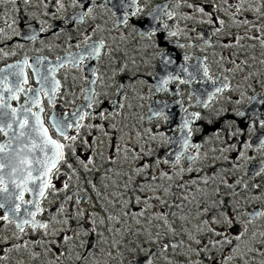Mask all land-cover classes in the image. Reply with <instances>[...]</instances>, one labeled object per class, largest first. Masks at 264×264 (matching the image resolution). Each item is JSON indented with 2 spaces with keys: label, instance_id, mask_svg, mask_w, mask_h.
Here are the masks:
<instances>
[{
  "label": "snow or ice",
  "instance_id": "1",
  "mask_svg": "<svg viewBox=\"0 0 264 264\" xmlns=\"http://www.w3.org/2000/svg\"><path fill=\"white\" fill-rule=\"evenodd\" d=\"M110 2L111 0H103V2L71 0L70 6L78 11L71 16L63 17L64 23L83 24L95 20L97 9L112 12L113 16H116L113 7H117L122 12V15L117 16L114 21V27H118L121 24L128 25L130 18H140L144 13L140 0H119V3L113 7H109ZM147 2L148 0H145V3ZM22 3L31 6L32 0H22ZM8 4L13 5L17 13L21 11L18 0H0V5ZM41 4L45 9L44 14L53 18H60L66 9L64 0H41ZM181 8H186L188 11L181 12L179 11ZM12 11V8H6L4 16L0 17L3 20L0 24V39L11 38L9 29L13 34L21 35L15 27L18 23L17 18L10 15ZM245 12H251L257 21L264 19V0H235L234 3L232 0H166L164 4L157 5L147 14L145 19L150 18V22L145 30L137 31V36L156 41V47L159 49L156 55L167 69L169 65L175 63L168 51L169 45L188 49L195 47L192 41L199 39L201 48L210 46L208 28L213 29L212 36H219L224 31L225 20L219 18L217 13H223L234 26L246 27L247 31L243 36L233 34L232 44L225 40L222 46L243 48L241 41L247 39L257 42L261 48H264V24L257 26L248 18L240 19ZM32 18H36L35 14ZM178 19L191 21V24L180 27L177 23ZM169 21L172 23L170 24ZM40 24L38 30L31 29L30 26V33L23 38L35 42L40 33L47 32L52 27L47 25L46 21H40ZM195 25L206 27L198 29ZM90 27L92 33L84 35L83 40L76 44L78 51L75 53L68 52L63 57H57L55 62L40 56L30 62V58L25 56L22 61L0 68V136L4 137V141L0 143V209L4 210V214L0 215V222L15 228L12 236L0 237V261H7L13 251L23 250L34 260L48 257L46 264H64L65 259L69 264H73V261L76 264H101V259L104 256L112 257L113 252L107 249L94 250L95 243L99 242L108 244L109 249H115L117 257L123 256L122 249L126 248L129 255L135 257L129 264H155L160 257H163L165 264H173L168 253H176L178 249L185 248L184 240L169 239L178 235L179 229L186 234L190 242L187 251L181 253L187 257L188 264H203L205 259L215 262L214 250L223 253L225 249L229 254L221 255L219 264H233V261L237 264H264V226L255 230L250 227L258 220L264 219V210L242 212L239 201L235 199L241 189L247 188L248 181L243 177L232 183H229L223 175L200 178L204 185H208L209 180L218 181V185L214 188L215 197H209L207 201H204V189L199 187L196 191L201 193L200 197L193 193L191 199L188 195L180 198L189 205L195 203L196 223L194 224H191V212L185 211L183 204L170 203L167 199L175 195L172 191L173 185L160 181L171 182L174 175L182 178L183 173H191L193 169L182 165V162L186 160L192 163L198 159L200 146L192 144L190 137L193 121L201 118L199 112L190 113L187 108L183 109L184 116L179 125L181 132L179 138L164 133H160L158 138L148 130L150 134L147 140L159 139L165 144L179 145V150L172 154L174 159L163 161L164 164H170L178 171L174 175L164 171H157L154 174L152 165L155 164L159 169L161 161L159 159L145 161L146 156H152V149H145L144 144L147 141L142 133L129 128L127 124L118 126L117 122L121 111L132 107L131 104L126 103L128 86L120 84L116 87L117 77L121 73H126L127 65L118 64L112 69L110 83L105 82L98 69L91 68L90 78L81 77L85 80L86 86L77 91H73L76 87V76H72L73 83L67 85L57 79V73L62 69L65 70L64 80L67 81V73L70 71L84 72L86 61H99L104 54L111 57L112 49L105 39H93V34L102 33L105 29L99 24ZM189 33L196 35L191 36ZM182 35L185 36L187 43L178 42V38ZM17 46L23 47L22 44ZM251 47L255 48L256 43ZM2 51L0 49V52ZM14 54V52H3L4 56ZM192 59L191 56L185 55L184 63L179 66V72L162 77L155 90L165 91L167 85L174 81L179 84H191L197 80L207 84L211 81L212 91L190 94V99H195L198 106L207 109L212 101L229 89L230 85L227 77L223 75L213 79L209 74L206 58L203 60L196 58L195 63L189 64ZM132 60L135 63L134 58ZM246 63L247 61H242L237 64V69L239 70L241 65ZM26 69L31 70L36 87L29 82ZM97 85L100 86V91L97 90ZM112 88H115V99L112 98L110 91ZM22 95L24 102L19 107H12L11 102L19 101ZM58 97L64 100L68 107L67 111L56 110ZM81 97L82 102L77 103ZM122 100L125 103H122ZM249 101L264 105V99L257 97H250ZM106 103L108 107H105ZM46 108L50 110L47 118H45ZM237 115L244 117L245 112H238ZM253 115L254 125L255 121H259V126L264 128V119H261V115L259 113ZM152 116L168 119L163 109L152 111ZM148 119L150 120L151 116ZM250 130L255 131V126ZM230 134L235 135V133ZM133 140L135 144L132 143ZM105 145H107V156ZM244 147L248 149L253 146L245 144ZM192 149L196 150L197 155L192 154ZM226 150L220 151L223 153ZM257 151H264V140L259 142ZM69 154L74 157L76 163L69 159ZM239 155L242 159H250L244 152ZM97 160L109 163H117L118 160L141 161L128 172H116L115 175L121 177L122 182L118 183L113 179L111 186L116 190L107 195L94 181H87L95 192L97 200L100 201V209L105 216L80 207L84 202L80 186L85 181L78 173L77 163L84 173L90 174L94 170L99 171ZM62 167H66L68 171L63 173L66 180L61 181L62 187L58 188L53 183V179L61 176ZM262 174H264V162L249 174V180ZM103 175L105 179L110 178L112 170L105 168ZM133 176L143 179L134 181ZM74 177L76 191L69 192L70 182ZM191 184H197V178H193ZM187 185L188 182H184L176 187L184 188ZM220 186L231 189V192L221 197ZM108 187V184L104 185L105 189ZM254 187L259 188V185ZM83 191L87 194L86 188ZM61 192L64 195L57 210L60 218L57 215H50L47 220L37 219L45 211L42 202L48 201L49 195L58 196ZM26 193L30 194L32 199L26 200ZM259 198L264 199V196ZM88 201L92 203L91 196L88 197ZM65 205L75 207L76 211H69ZM157 205L176 207L180 211H156ZM95 207L96 205L93 204L94 209ZM242 216L245 219L242 220ZM171 217H175L180 223H175ZM189 224L191 227L187 226ZM101 227L111 233L110 240L105 237L104 231H100ZM29 230L39 235L40 239L23 240L22 237L28 235ZM129 237L134 239L129 240ZM29 244L36 245L41 251H31ZM128 244L132 246L128 248ZM192 244L196 247L193 248ZM81 248L85 249L84 254L79 251ZM193 253L201 259H193ZM120 264H123L122 260Z\"/></svg>",
  "mask_w": 264,
  "mask_h": 264
},
{
  "label": "flooded vegetation",
  "instance_id": "2",
  "mask_svg": "<svg viewBox=\"0 0 264 264\" xmlns=\"http://www.w3.org/2000/svg\"><path fill=\"white\" fill-rule=\"evenodd\" d=\"M66 9L61 14L60 18H53L51 16H46L45 9L41 4V0H32V5H25L22 0H18L19 7L21 11L17 13L14 10V6L8 4L7 6L0 5V17H3L6 8H12L13 11L10 13L12 17L17 18L18 23L15 25L21 35H15L9 29V36L11 38L0 39V68H5L9 64H14L22 61L25 56L32 59L37 56L47 57L48 60L55 62L57 57H63L68 52L75 53L78 51L76 44L83 40L84 35L92 33V27L99 24L105 29L104 32H97L93 34V39L104 38L106 43L111 47L112 53L111 57L107 54L101 56L99 61H86L84 72H79L72 70L68 75V80L65 81V70H61L57 73V79L61 80L62 84H72V76H76L77 80L75 82L76 87L73 91H77L79 88L86 86V82L81 77H89V70L93 67L98 69V73L103 76L106 83H110L112 77V69L118 66V64L127 65L126 73H121L117 77L116 87L120 84H125L127 88V101L132 105L131 108L124 109L121 111V115L117 117L118 126L121 124H127L129 128H134L139 130L147 143L144 144L145 149H152V156L145 157V161L159 159L161 161L160 168L157 169L156 165H152V172L155 174L157 171H164L173 174L178 171V169H173L170 164H164L163 161L166 159H174L172 155L175 151L179 150V145L165 144L162 141H150L147 140L150 134L148 130H151V134L157 135L159 138L160 133H164L167 136H172L174 138H179L181 132L179 131V125L182 122L184 116L183 109L187 108L188 112H199L201 118L195 120L192 123V136L190 137V142L192 144L199 145L198 159L195 162L189 163L188 161H183L182 165H187L191 167L193 171L191 173H183L182 178L175 176L171 182L160 181L161 183H171L173 185L172 191L174 196L167 197L170 203L183 204L185 206V211L191 212V222L196 221L193 218V213H195L196 205L195 203L189 205L187 201H182L180 198L184 195H188L191 199V195L195 193L197 197L201 196L200 192H197V187L204 189V201H207L209 197H215L214 188L218 185V181L209 180L208 185H204L200 178L202 177H212L223 175L229 183L234 182L236 179L243 177L244 180L248 181L247 188L241 189L239 195L235 197L240 203V208L242 212H251L255 209L264 210V199L259 197L264 196V174L249 180V174L257 170L262 162H264V151H257L259 147V142L264 140V128L259 126V121H255L254 125V113H259L261 119H264V105L258 104L255 101L250 102V97H257L258 99H264V48H261L257 42L249 41L244 39L241 44L244 45L243 48L240 47H224L222 42L227 40L229 44H232V35L238 34L243 36L247 31L246 27L234 26L228 17L223 13H217L219 18L225 20L224 31L219 36H212V28H208L207 36L210 39V46L201 48L200 40L196 39L192 41L196 46L188 49H182L176 47L175 45H169L168 51H170L175 63L169 65L165 69L164 65L160 63L159 58L156 53L159 50L156 47L155 40L141 39L137 36L138 30H145L146 26L150 22L149 19H145L147 14L155 8L157 5L164 4L166 0H140V6L144 8V13H142L140 18H130L128 25H119L114 27V21L117 16H121L122 12L119 8L113 7L117 5L119 0H111L109 7H113V11L116 16H113L112 12L102 11L97 9L95 20L87 21L83 24H65L63 17L71 16L78 9L71 7V0H64ZM103 2V0H100ZM234 3L235 0H232ZM179 11L186 12V8H181ZM35 14V19L32 15ZM248 18L252 20L257 26L264 24V19L257 21L251 12H245L242 14L240 19ZM40 21H46L47 25H51L47 32L40 33L38 39L35 42L28 41L24 39L23 36L30 33L31 29L38 30L41 27ZM3 20L0 19V24ZM171 24L172 22L169 21ZM180 27H184L186 24H191V21H181L177 20ZM198 29H203L206 26L195 25ZM255 34V33H249ZM191 36H195V33H189ZM123 37V39H121ZM179 43H187L185 36H180L178 38ZM256 43V47L253 48L251 45ZM22 44L23 47H18L17 45ZM3 52H14V55L4 56ZM127 53V55H125ZM185 55L191 56L193 59L188 63L193 64L196 62V58L205 59L206 64L209 68V74L215 79L219 75L227 77V82L229 83V89L225 90L222 95L217 99L212 101L209 108L205 109L196 104L195 99H190V94L203 93L206 91H212L213 85L211 81L207 84L200 83L199 80L191 84H179L178 82H172L167 85L165 91L157 92L155 89L158 85L159 80L162 77H166L169 73L177 74L179 72V66L184 63L183 57ZM132 58H134L135 63H133ZM223 58V59H221ZM233 61L235 63H233ZM242 61H247L246 64L241 65L238 70L236 65L240 64ZM28 73L29 82L33 87H36L35 81L31 76V70L26 69ZM182 75V74H181ZM183 78V75H182ZM97 90L100 91L101 88L97 85ZM112 92V98L115 99V88L110 89ZM71 99V98H69ZM82 97L77 100V103L82 102ZM206 99V97H205ZM238 101V102H237ZM24 102L23 95L19 101H12V107H19L20 104ZM125 103V101H121ZM182 102V103H180ZM46 104V101H45ZM109 105L106 103L105 107ZM163 109V113L168 117L165 120L163 117L152 116V111ZM67 111L68 107L64 100L58 97L57 109ZM245 112V116L241 117L237 115L238 112ZM50 110L46 108L45 118L49 114ZM151 116L149 120L148 117ZM143 118V119H141ZM97 123H103V121H97ZM255 126V131L250 129ZM227 129V131H224ZM127 131V129H125ZM219 133V136H217ZM230 133H235L231 135ZM71 134V133H70ZM4 141V137L0 136V143ZM135 144V140L132 142ZM245 144H251L253 147L245 149ZM221 149H227L221 153ZM193 155H197L196 150H191ZM244 152L245 156L250 159L245 160L240 158V153ZM107 145H105V155L107 156ZM219 157V158H217ZM226 157V158H225ZM69 159L76 163L74 157L69 154ZM141 161H128L118 160L117 163H109L107 161L97 160V167L99 171H93V173L86 174L83 169H81L77 163V170L85 183L80 186L81 194L84 195V202L80 205L82 208H87L89 212L96 211L100 216H105L100 209V201L97 200L95 192L92 190L91 185L88 184V180L94 181L105 195L116 189L111 186L112 180L115 179L118 183L122 182L121 177L115 175L116 172H128L130 169L135 168L137 164ZM109 168L112 170V175L110 178H104V169ZM66 167L61 168V176L59 178L53 179V183L61 188V181L66 180L63 173L67 172ZM197 178V184H191V180ZM143 177L133 176L134 181L142 180ZM188 182V185L184 188L176 187V185ZM71 187L69 192L76 191V178L70 182ZM108 184L107 189L104 185ZM254 185H259V188L254 187ZM221 187V197L225 193H230L231 189ZM87 189V194H84V189ZM64 193L61 192L60 195H49V200L42 202V207L45 209L42 215L38 216L37 219L47 220L50 215H57L58 218V206L63 197ZM92 197V203H89L88 197ZM25 199H32L30 194H25ZM202 201V203L204 202ZM93 204L96 205L95 209ZM69 211L75 212V207H70L65 205ZM111 208V205H109ZM156 211L165 212H179L180 209L176 207H164L157 205ZM4 214V210L0 209V215ZM171 219L179 224L180 221L175 217ZM245 219V217H241ZM73 226L74 222H73ZM135 227V225H133ZM189 227V225H187ZM264 226V219H260L252 227L255 229H261ZM100 231L105 232V237L111 239V233L104 230L103 227ZM15 232V228L12 225H4L0 222V237H10ZM180 231L178 229V235ZM176 235L175 237H177ZM174 237H169L173 239ZM23 240H39L40 236L31 233L29 230L28 235L22 237ZM95 239V237H93ZM134 237H129V240H133ZM19 242V241H13ZM132 245L128 244L127 247L130 248ZM154 247V246H153ZM187 247V246H186ZM29 249L31 251H41L39 247L33 244H29ZM96 249H107L113 252V255L117 256L115 249H109L106 243H95L94 250ZM185 248H183L184 250ZM178 249L176 254L183 251ZM123 256L118 257L116 260L111 261V263L116 262L117 264L121 260L123 264H129L131 260L135 257L129 255L128 251L122 249ZM225 252H228L225 249ZM174 254L172 252L168 253L169 259L173 261V264H186L187 259L180 256L171 257ZM51 255V254H49ZM220 254L213 264H219ZM9 259L7 261H0V264H46L48 257H41L40 259H32L23 250L17 252L13 251L9 254ZM140 258H143L141 253ZM110 259V258H108ZM194 259V258H193ZM259 259V258H257ZM69 264L68 260H64ZM162 261V260H161ZM74 263V261H73ZM108 264V263H107ZM157 264V260L155 261ZM236 264V262H233Z\"/></svg>",
  "mask_w": 264,
  "mask_h": 264
},
{
  "label": "rangeland",
  "instance_id": "3",
  "mask_svg": "<svg viewBox=\"0 0 264 264\" xmlns=\"http://www.w3.org/2000/svg\"><path fill=\"white\" fill-rule=\"evenodd\" d=\"M195 216H196V212L193 213V218H195ZM194 223H196V221L191 222V224H194ZM191 224H189V227H191ZM172 240H174V241L184 240V241H185V249H184V250L182 249L183 251L180 252V253H178V254H176V253L172 254L171 257H177V256H180V257H182V258L187 259V257H186L185 255H182V254H181V253L187 251V247H186V246L190 243V242L188 241V239H187L186 234L183 233V232H180L179 235H178L177 237H174ZM191 246H192L193 248L196 247L195 244H192ZM79 251H80L82 254L85 253V249H84V248L79 249ZM214 254H215L216 259H217V257H218L220 254H222V255H224V256H227L229 253H228V252H225V250L223 251V253H221L219 250H214ZM205 255H207V254H205ZM97 258H98V259L100 258L99 255L97 256ZM108 258H110V259H108ZM117 258H118V257H117L116 255H113L112 257L104 256V257L101 259V264H105V261H106L108 264H117L116 262L111 263V261L116 260ZM192 258L197 259V260L201 259L200 257H196L194 253L192 254ZM161 260H162V261H161ZM233 262H236V261H233ZM64 264H67V263L64 261ZM73 264H76V262L74 261ZM118 264H120V261H119ZM157 264H165V261H164L163 257H160V258L157 259ZM186 264H188V262H187ZM203 264H213V261L208 260V259H205L204 262H203ZM236 264H237V262H236Z\"/></svg>",
  "mask_w": 264,
  "mask_h": 264
}]
</instances>
